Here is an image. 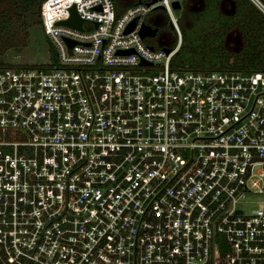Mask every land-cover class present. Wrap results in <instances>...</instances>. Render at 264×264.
I'll use <instances>...</instances> for the list:
<instances>
[{"label": "built area", "instance_id": "obj_1", "mask_svg": "<svg viewBox=\"0 0 264 264\" xmlns=\"http://www.w3.org/2000/svg\"><path fill=\"white\" fill-rule=\"evenodd\" d=\"M46 1L48 61L0 66V264H264V72L173 67L174 0Z\"/></svg>", "mask_w": 264, "mask_h": 264}, {"label": "trees", "instance_id": "obj_2", "mask_svg": "<svg viewBox=\"0 0 264 264\" xmlns=\"http://www.w3.org/2000/svg\"><path fill=\"white\" fill-rule=\"evenodd\" d=\"M42 1L0 0V66L11 65L2 60L7 51L25 46L29 27L26 20L33 14L39 18ZM138 1L150 0H132L129 3L112 0L117 12ZM221 1L204 0L202 11L190 16L193 30H187L184 35L181 33L180 46L171 65L200 71L233 69L264 72V13L252 0H231V11L223 14L219 11ZM260 2L264 5V0ZM182 12L184 10L179 13ZM206 16L210 17L211 23L196 36L195 24ZM233 29L239 31L241 38L236 51L225 43Z\"/></svg>", "mask_w": 264, "mask_h": 264}, {"label": "rangeland", "instance_id": "obj_3", "mask_svg": "<svg viewBox=\"0 0 264 264\" xmlns=\"http://www.w3.org/2000/svg\"><path fill=\"white\" fill-rule=\"evenodd\" d=\"M61 0H48L44 3V14L47 17L49 13V8L52 5H55V8L58 6L56 4L60 3ZM132 0H125L126 3H129ZM180 1V0H179ZM260 1V0H259ZM189 5L187 6L186 10L181 14L176 10L174 13L177 16V25L184 35L186 34L187 30L190 31L193 28V22L191 19V15L193 13H197L202 11L205 6L204 0H187ZM233 2L231 0H222L219 4V11L223 14H228V10L230 11ZM59 10V7L56 8L54 13ZM156 18L159 19V23H163L160 27L159 32L154 37H147L146 42L150 43L154 47H157L159 43L170 44L171 46L174 44L176 37L174 34V30L170 25V21L167 18L164 11L159 10L157 11ZM181 15V16H180ZM153 13H150L146 16L145 21L150 20L152 18ZM39 20V21H38ZM201 22L198 21L195 25V35L197 36L200 31H203L211 22L210 17H202ZM26 23L28 24V36L26 38L25 46L14 50V51H7L3 56L2 60L15 64H41L46 63L48 61V57L50 52L47 48V41L45 39V35L42 31L41 25L42 20L41 16L39 18L36 14L28 16ZM193 30V29H192ZM240 33L237 29H233L228 36L226 37V46L230 49H234L240 44ZM253 205V204H252Z\"/></svg>", "mask_w": 264, "mask_h": 264}, {"label": "water", "instance_id": "obj_4", "mask_svg": "<svg viewBox=\"0 0 264 264\" xmlns=\"http://www.w3.org/2000/svg\"><path fill=\"white\" fill-rule=\"evenodd\" d=\"M157 0H150L149 2H147V4H151V3H155ZM138 2H141V1H138ZM172 8L175 9V10H179L181 5H180V2L178 0H174L172 1ZM161 9L163 8L162 6H159ZM69 11H70V17L67 19V20H62V21H59L58 24H61V25H67V26H70V27H75V28H78V29H81V24H82V19H80L75 11V6H71L69 8ZM135 26V22L132 21L129 26L127 27L126 31H129L131 29H133ZM156 31H157V27L154 26L152 27L151 25H148V24H142L140 26V29H139V34L142 38H145V37H154L156 35ZM69 45H72L73 43H68ZM165 52H168L169 49H164Z\"/></svg>", "mask_w": 264, "mask_h": 264}, {"label": "flooded vegetation", "instance_id": "obj_5", "mask_svg": "<svg viewBox=\"0 0 264 264\" xmlns=\"http://www.w3.org/2000/svg\"><path fill=\"white\" fill-rule=\"evenodd\" d=\"M179 2H180L181 7L178 10V12H180L181 10H186L187 6L189 5V3H187V0H185L184 2H183V0H180ZM230 11H231V9H230ZM230 11L228 10V12H230ZM156 14H157V12H156ZM158 21H159V19H158ZM158 21L155 23V26L157 27L156 34L159 32L160 27L163 25V23H159Z\"/></svg>", "mask_w": 264, "mask_h": 264}, {"label": "bare ground", "instance_id": "obj_6", "mask_svg": "<svg viewBox=\"0 0 264 264\" xmlns=\"http://www.w3.org/2000/svg\"><path fill=\"white\" fill-rule=\"evenodd\" d=\"M56 5H59V6H62L63 4H62V0L60 1V3H58V4H56ZM58 6V7H59ZM55 10V5H52V6H50V8H49V13H51V11H54Z\"/></svg>", "mask_w": 264, "mask_h": 264}]
</instances>
